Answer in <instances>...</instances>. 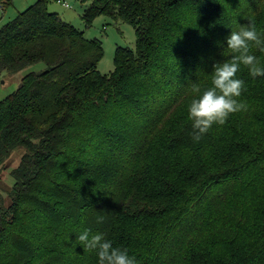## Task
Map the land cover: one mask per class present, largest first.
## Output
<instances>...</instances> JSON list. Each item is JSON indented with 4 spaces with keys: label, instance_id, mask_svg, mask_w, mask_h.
<instances>
[{
    "label": "trees",
    "instance_id": "1",
    "mask_svg": "<svg viewBox=\"0 0 264 264\" xmlns=\"http://www.w3.org/2000/svg\"><path fill=\"white\" fill-rule=\"evenodd\" d=\"M78 1L86 28L130 25L135 50L102 75V43L47 0L0 28V76L46 67L0 101V166L24 149L9 205L0 197V264H97L84 229L137 264H264V76L241 65L245 108L199 141L188 113L231 59L225 36L264 32V0Z\"/></svg>",
    "mask_w": 264,
    "mask_h": 264
},
{
    "label": "clouds",
    "instance_id": "2",
    "mask_svg": "<svg viewBox=\"0 0 264 264\" xmlns=\"http://www.w3.org/2000/svg\"><path fill=\"white\" fill-rule=\"evenodd\" d=\"M221 45L230 50L231 59L227 62H215L211 87L190 102L188 113L193 128V139L199 141L213 125H223L230 114L245 108L238 99L244 88V80L237 78L241 65L247 67L249 75L255 79L264 76V65L258 56L251 53L255 48L264 52V32L258 31L254 23L232 31L225 36ZM200 92L199 89H196ZM102 221V217L98 218ZM77 244L89 252H95L97 264H137L135 256L127 249L113 246L104 233H92L84 229L76 236Z\"/></svg>",
    "mask_w": 264,
    "mask_h": 264
},
{
    "label": "rangeland",
    "instance_id": "3",
    "mask_svg": "<svg viewBox=\"0 0 264 264\" xmlns=\"http://www.w3.org/2000/svg\"><path fill=\"white\" fill-rule=\"evenodd\" d=\"M35 1L37 0H11V4L5 7L4 10L0 8V28L14 19L18 13L25 11ZM47 1L49 2L48 11L50 13L58 14L64 21L82 31L86 39H96L102 43L103 57L97 65V70L102 75H108L113 71V58L118 48L135 50V35L130 25L101 16L93 20L90 28H86L82 20V14L88 3L81 4L78 0H63L70 8L64 9L57 5L55 0ZM45 69V65L40 63L19 73H4L0 76V101L16 91L22 77L29 73H40ZM23 154V148H15L3 165L0 166V197L5 207L9 205V193L13 186L11 171L19 165Z\"/></svg>",
    "mask_w": 264,
    "mask_h": 264
},
{
    "label": "crops",
    "instance_id": "4",
    "mask_svg": "<svg viewBox=\"0 0 264 264\" xmlns=\"http://www.w3.org/2000/svg\"><path fill=\"white\" fill-rule=\"evenodd\" d=\"M55 2L57 5L61 6L64 9H70V8L64 7L63 3H65V2L63 0H55Z\"/></svg>",
    "mask_w": 264,
    "mask_h": 264
},
{
    "label": "built area",
    "instance_id": "5",
    "mask_svg": "<svg viewBox=\"0 0 264 264\" xmlns=\"http://www.w3.org/2000/svg\"><path fill=\"white\" fill-rule=\"evenodd\" d=\"M4 1H6V0H1V2H4ZM63 5H64V7L69 8V6L67 4L63 3Z\"/></svg>",
    "mask_w": 264,
    "mask_h": 264
}]
</instances>
